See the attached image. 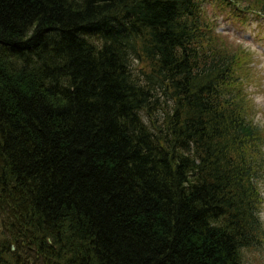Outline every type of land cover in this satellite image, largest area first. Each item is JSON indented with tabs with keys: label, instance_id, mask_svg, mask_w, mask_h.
<instances>
[{
	"label": "trees",
	"instance_id": "1",
	"mask_svg": "<svg viewBox=\"0 0 264 264\" xmlns=\"http://www.w3.org/2000/svg\"><path fill=\"white\" fill-rule=\"evenodd\" d=\"M203 1L264 7L0 0V264H245L264 129Z\"/></svg>",
	"mask_w": 264,
	"mask_h": 264
},
{
	"label": "rangeland",
	"instance_id": "2",
	"mask_svg": "<svg viewBox=\"0 0 264 264\" xmlns=\"http://www.w3.org/2000/svg\"><path fill=\"white\" fill-rule=\"evenodd\" d=\"M202 5L206 19L215 23V34L220 45L233 52L239 50L240 55L247 53L238 74L247 93L251 116L264 129V7H251L252 11L236 17L229 7L219 8L217 3L210 1H203ZM240 6L248 8L249 0H241ZM256 13H262V16ZM259 180L263 198L260 218L264 228V174ZM262 236L255 249L244 252L245 264H264V234Z\"/></svg>",
	"mask_w": 264,
	"mask_h": 264
},
{
	"label": "water",
	"instance_id": "3",
	"mask_svg": "<svg viewBox=\"0 0 264 264\" xmlns=\"http://www.w3.org/2000/svg\"><path fill=\"white\" fill-rule=\"evenodd\" d=\"M15 247L13 246V249H14Z\"/></svg>",
	"mask_w": 264,
	"mask_h": 264
}]
</instances>
